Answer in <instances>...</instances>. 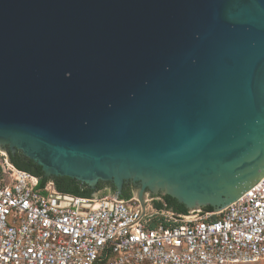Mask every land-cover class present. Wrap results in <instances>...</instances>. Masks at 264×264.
I'll use <instances>...</instances> for the list:
<instances>
[{"label":"water","instance_id":"95a60500","mask_svg":"<svg viewBox=\"0 0 264 264\" xmlns=\"http://www.w3.org/2000/svg\"><path fill=\"white\" fill-rule=\"evenodd\" d=\"M0 149L222 211L264 178V0H0Z\"/></svg>","mask_w":264,"mask_h":264},{"label":"built area","instance_id":"2783aa9c","mask_svg":"<svg viewBox=\"0 0 264 264\" xmlns=\"http://www.w3.org/2000/svg\"><path fill=\"white\" fill-rule=\"evenodd\" d=\"M39 186L40 179L16 169L0 149V264L264 261V178L222 211L191 220L152 210L148 201L143 209L135 198L54 205L51 196L60 193Z\"/></svg>","mask_w":264,"mask_h":264},{"label":"trees","instance_id":"16d2710c","mask_svg":"<svg viewBox=\"0 0 264 264\" xmlns=\"http://www.w3.org/2000/svg\"><path fill=\"white\" fill-rule=\"evenodd\" d=\"M18 161L13 158L12 153L9 152L10 161L13 164V166L23 172L29 173L40 180V186L44 187L48 182H52L54 184L55 191L63 194V195H69L72 197L77 198H83V199H92V195L94 192L102 190L105 186H110L112 189V192L115 191V187L112 183H104L100 182L96 188L95 191L87 188L85 185L72 180L67 177H53V178H45L44 173L42 169L34 164L32 161L26 159L22 156V154L19 152L18 154ZM129 186H124V192H126V195H123L121 200L123 201H129L133 198L132 189H128ZM123 192V193H124ZM105 197V196H102ZM161 199L160 201L154 202V208L156 210H162L163 208H166L167 210H170L176 214H187L189 210L182 204H180L177 200L171 198L170 196H159ZM205 211H214L212 207H206L203 208Z\"/></svg>","mask_w":264,"mask_h":264},{"label":"flooded vegetation","instance_id":"af4514ba","mask_svg":"<svg viewBox=\"0 0 264 264\" xmlns=\"http://www.w3.org/2000/svg\"><path fill=\"white\" fill-rule=\"evenodd\" d=\"M18 152H16V153H14V154H12V156H13V158L14 159H16L17 161H18ZM125 186H129V187H127L128 189H132V193H133V191H134V187H133V185H131V184H127V185H125ZM53 187H54V184H53ZM54 190H55V188H54ZM123 192H124V189H123ZM95 193H97V194H99V196H107V195H109V194H112L113 192H112V189H111V187L110 186H105L102 190H99V191H96ZM126 192H124V193H122V196L123 195H126L125 194ZM122 196H121V198H122ZM74 198H77V197H74ZM133 199V198H132ZM170 211V210H169Z\"/></svg>","mask_w":264,"mask_h":264},{"label":"rangeland","instance_id":"374dc122","mask_svg":"<svg viewBox=\"0 0 264 264\" xmlns=\"http://www.w3.org/2000/svg\"><path fill=\"white\" fill-rule=\"evenodd\" d=\"M135 192V191H134ZM133 194H135V195H133V198H135L136 200H137V194L136 193H133ZM158 198H160L159 196H153L150 192H147L146 194H145V197H144V202H146V201H148L149 202V206H150V208L152 209V210H155L154 209V202H152L151 200L152 199H158ZM253 264H264V261H259V262H257V263H253Z\"/></svg>","mask_w":264,"mask_h":264}]
</instances>
